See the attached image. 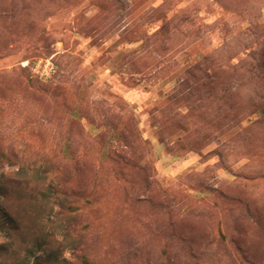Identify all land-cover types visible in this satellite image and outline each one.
Listing matches in <instances>:
<instances>
[{"label": "clouds", "instance_id": "clouds-1", "mask_svg": "<svg viewBox=\"0 0 264 264\" xmlns=\"http://www.w3.org/2000/svg\"><path fill=\"white\" fill-rule=\"evenodd\" d=\"M106 3L96 0V19L58 28L65 0H41L32 32L0 37V57L17 58L0 64L4 173L54 190L67 264H237L238 237L264 248V117L250 108L264 80L247 74L252 53L264 51V0H183L179 15L172 0H130V15ZM205 7L216 9L212 24ZM156 10L164 18L146 22ZM101 23L95 35L80 31ZM126 30L135 40H122ZM45 40L55 42L50 56ZM241 76L242 87L230 86ZM114 81L148 100L129 104ZM113 117L134 122L128 143L107 125ZM162 155L196 163L169 177L156 168Z\"/></svg>", "mask_w": 264, "mask_h": 264}, {"label": "rangeland", "instance_id": "rangeland-1", "mask_svg": "<svg viewBox=\"0 0 264 264\" xmlns=\"http://www.w3.org/2000/svg\"><path fill=\"white\" fill-rule=\"evenodd\" d=\"M41 0H0V37L5 33L8 34H28L34 30L31 22L33 13L37 10ZM217 0H214V3ZM176 5L173 15H179L181 12H187L184 8L183 0H172ZM66 9L61 12L54 23L59 28L60 25H70L74 20L83 17L84 19L94 20L102 15L101 9L96 6V0H65ZM106 10H115L130 15V0H107L106 5H102ZM135 11V9H131ZM206 18L208 24H212L217 20L216 9L205 7L199 10ZM198 13V14H199ZM146 16V22H153L154 19L164 18L163 10H156L152 15ZM107 18V17H105ZM125 17L120 16V20ZM189 18L191 14L189 13ZM141 19H144L143 17ZM188 20L185 16L181 19V23ZM102 23L96 26H86L80 31L85 36L95 35L100 31ZM151 27L150 25L148 26ZM168 26L162 29L167 32ZM126 35L122 34V40L132 42L136 38V33L126 30ZM103 34L99 39L93 40L87 50L88 59H91L97 53L96 48H101ZM54 41H44V52L46 55H52V44ZM108 49V51L114 50ZM107 52L97 61L99 64L106 63ZM16 57H0V64L7 68L13 67ZM127 58H125L126 60ZM254 64L248 68L249 83L252 80H264V51L252 53ZM43 71L47 74V67H43ZM244 77L241 76L234 80L230 86L242 87ZM123 83V81H121ZM137 81L130 79L128 84L136 86ZM112 91L124 96L129 104L143 105L148 100V96L140 91L125 92L118 81L113 82ZM259 102L252 101L250 108L259 112L264 117V94L256 93ZM243 107H236L237 113L242 112ZM159 121L155 116L152 117V124L155 126ZM107 125L115 131L125 143L136 135L134 131V122L130 119L128 123L119 117H113L107 121ZM264 128V126H262ZM168 128H164L158 133V138L163 137ZM176 131H179L177 128ZM145 137L150 135L146 129ZM103 142H110L107 135L101 137ZM163 143V140H161ZM195 150L200 149L198 143L190 145ZM170 151V150H169ZM212 155H221V152L210 153L203 157V160L211 158ZM194 158L188 160H174L172 157L162 155L160 162L156 164V168L162 174L169 177H176L185 168L191 164H195ZM54 190L49 189L47 192L42 191L39 186L34 184L33 180L22 178H12L4 173L3 166L0 164V264H34L35 258H40L44 264H67L63 259L64 246L57 240V227L53 220V210L51 207L52 196ZM229 234L231 230L229 229ZM223 238V237H222ZM241 240L242 247L239 250L237 264H264V248H258L252 243L247 235L238 237Z\"/></svg>", "mask_w": 264, "mask_h": 264}, {"label": "trees", "instance_id": "trees-1", "mask_svg": "<svg viewBox=\"0 0 264 264\" xmlns=\"http://www.w3.org/2000/svg\"><path fill=\"white\" fill-rule=\"evenodd\" d=\"M34 264H44V261H42L40 258H35Z\"/></svg>", "mask_w": 264, "mask_h": 264}]
</instances>
